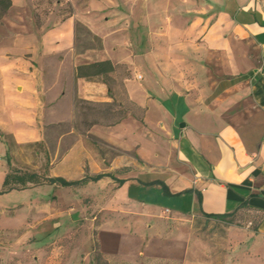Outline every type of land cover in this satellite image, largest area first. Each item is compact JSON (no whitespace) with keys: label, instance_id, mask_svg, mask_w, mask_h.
<instances>
[{"label":"crops","instance_id":"1","mask_svg":"<svg viewBox=\"0 0 264 264\" xmlns=\"http://www.w3.org/2000/svg\"><path fill=\"white\" fill-rule=\"evenodd\" d=\"M68 1L72 11L61 18L50 11L39 22L34 0H12L4 12L0 132L17 143L46 138L45 125L75 121L76 98L113 100L102 76L77 77L78 64H125L130 75L122 84L135 112L57 133V171L46 175L103 176L73 186L43 183L58 197L70 189L91 201L87 210L101 219L99 250L120 264H132L124 255L132 240L114 233L111 247L106 229L153 232L139 250L141 264H264V0ZM78 24L100 44L78 50ZM94 140L119 153L103 156ZM6 154L0 136V159ZM242 203L241 223L210 216ZM194 218L228 223L223 258L193 235Z\"/></svg>","mask_w":264,"mask_h":264},{"label":"rangeland","instance_id":"2","mask_svg":"<svg viewBox=\"0 0 264 264\" xmlns=\"http://www.w3.org/2000/svg\"><path fill=\"white\" fill-rule=\"evenodd\" d=\"M34 1L36 7L31 12L36 14L38 22L50 11H55L61 18L73 10L68 0H63V6L55 4L56 0ZM3 15L4 12L0 11V43L5 42L4 37L8 33L7 21L3 20ZM99 44V38L82 24L77 25L78 50ZM123 76L124 68L121 67L111 83L113 100L109 104L79 102L75 121L45 125L48 136L42 140L17 143L12 135L0 132V136H3L7 143V153L12 164L22 170L36 171L42 176L55 174L56 146L59 141L57 133L70 129L73 125L83 132L88 129L86 121H116L129 111L135 112V107L129 101L122 84ZM71 141V138L65 139L64 145H70ZM94 143L103 156L113 157L119 153L107 142L94 140ZM58 152L62 154L65 152L64 148L61 147ZM6 157L7 154L3 157L4 160L0 159V264H120L123 261L120 257L104 254L99 250V237L95 227L101 219H93V208H86L91 201L86 198L79 200L77 190H64L58 197L55 186L41 183L4 191L3 180L8 168ZM31 187L35 189L34 192L29 189ZM115 216L113 214V217ZM244 220L238 217L235 222L241 223ZM227 225L225 221L194 218L192 233L209 245V252L223 258L228 251ZM118 232L132 240L133 249H125L124 255L127 253L126 256L132 259V264L143 263L141 260L136 261L140 257L139 250L144 247L146 239L154 237V233L143 234L136 231L126 234L121 228L106 229L109 246L117 245L119 234L114 233ZM153 242L159 240L155 239ZM144 264L175 263L145 260Z\"/></svg>","mask_w":264,"mask_h":264},{"label":"trees","instance_id":"3","mask_svg":"<svg viewBox=\"0 0 264 264\" xmlns=\"http://www.w3.org/2000/svg\"><path fill=\"white\" fill-rule=\"evenodd\" d=\"M12 5V0H0V11L5 12L7 9L10 8ZM123 67L124 68V77L130 75V70L125 64L122 63H115L111 59H102V60H95L92 62L80 63L76 67V75L77 77H94V76H102L104 82L109 87V93L112 96V86L111 83L115 80L112 73H118V70ZM123 83V79H122ZM79 102H90L89 100L83 98H77L75 100V107H78ZM109 104V103H106ZM100 122L98 119H93L90 121H86L87 128H90L93 124ZM7 171L5 173V177L3 180V190L10 191L13 189H23L29 186L30 184H40L43 182H57L63 186H73L87 182L90 178L98 179L103 176V174H98L95 176H86L81 180H67L63 177H47L42 176L36 171H29V170H22L15 167L12 164V160L10 155L7 153ZM246 203H242L234 212L231 213H224V214H216L210 215L214 218L226 220L230 223H237L236 215L242 208L246 207ZM150 260V259H148ZM178 264V262H173ZM119 264V263H118Z\"/></svg>","mask_w":264,"mask_h":264},{"label":"built area","instance_id":"4","mask_svg":"<svg viewBox=\"0 0 264 264\" xmlns=\"http://www.w3.org/2000/svg\"><path fill=\"white\" fill-rule=\"evenodd\" d=\"M139 77H141V75H139Z\"/></svg>","mask_w":264,"mask_h":264}]
</instances>
